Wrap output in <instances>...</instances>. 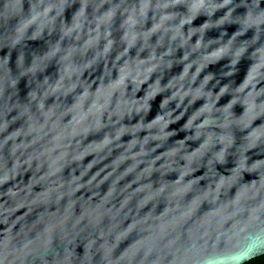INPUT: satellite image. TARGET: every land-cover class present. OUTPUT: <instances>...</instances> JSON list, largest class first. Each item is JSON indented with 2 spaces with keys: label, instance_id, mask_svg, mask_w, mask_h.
Segmentation results:
<instances>
[{
  "label": "clouds",
  "instance_id": "clouds-1",
  "mask_svg": "<svg viewBox=\"0 0 264 264\" xmlns=\"http://www.w3.org/2000/svg\"><path fill=\"white\" fill-rule=\"evenodd\" d=\"M259 254L264 0H0V264Z\"/></svg>",
  "mask_w": 264,
  "mask_h": 264
},
{
  "label": "water",
  "instance_id": "water-1",
  "mask_svg": "<svg viewBox=\"0 0 264 264\" xmlns=\"http://www.w3.org/2000/svg\"><path fill=\"white\" fill-rule=\"evenodd\" d=\"M203 19H204V18H201V20H198L196 23H197V24L201 23V22L203 21ZM228 31H229L230 33H231V32H234V31H235V26L230 27V28L228 29ZM210 35H215V34L213 33V34H210ZM221 63H223V62H221ZM210 67H217V66H210ZM243 74H244V73L242 72V73H241V78L243 77ZM226 99H227V98H225V100H222L221 103L226 102ZM160 100H161V97H157L156 101L154 102V110H153V112L151 113L152 116H155V114H156V113H155V109L158 108V105H159ZM183 122H184V121H181L180 123L183 124ZM172 127H173V128H176L177 125H173ZM179 138H183V133L180 134V137H179ZM261 255H263V254L256 255L255 257H259V256H261ZM255 257H254V258H255Z\"/></svg>",
  "mask_w": 264,
  "mask_h": 264
},
{
  "label": "trees",
  "instance_id": "trees-1",
  "mask_svg": "<svg viewBox=\"0 0 264 264\" xmlns=\"http://www.w3.org/2000/svg\"><path fill=\"white\" fill-rule=\"evenodd\" d=\"M246 264H264V254L247 261Z\"/></svg>",
  "mask_w": 264,
  "mask_h": 264
}]
</instances>
